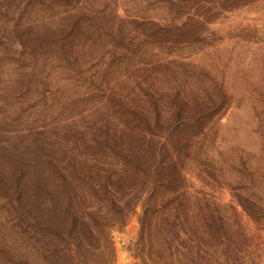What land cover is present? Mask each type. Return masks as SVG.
<instances>
[{
    "label": "rangeland",
    "instance_id": "rangeland-1",
    "mask_svg": "<svg viewBox=\"0 0 264 264\" xmlns=\"http://www.w3.org/2000/svg\"><path fill=\"white\" fill-rule=\"evenodd\" d=\"M0 264H264V0H0Z\"/></svg>",
    "mask_w": 264,
    "mask_h": 264
}]
</instances>
